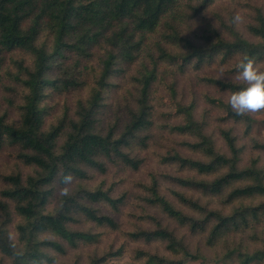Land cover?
Wrapping results in <instances>:
<instances>
[{
	"label": "trees",
	"instance_id": "1",
	"mask_svg": "<svg viewBox=\"0 0 264 264\" xmlns=\"http://www.w3.org/2000/svg\"><path fill=\"white\" fill-rule=\"evenodd\" d=\"M215 0H0V84L4 72L14 83L5 86L12 91L18 87L20 101L14 103L17 120H11L7 110L0 105V150L7 143L17 147L14 156L21 163L33 168V173L24 175L14 170L3 175L6 188L0 199V253L12 264H55L58 255H65L70 248H78L85 242L96 241L98 236L90 231L75 229L72 223L83 218L98 226L119 229L118 220L111 214L102 213L95 203H106L114 209L123 204L125 196H113L110 189L77 187L71 197L61 196L53 211H47V203L57 185H61L64 174L71 172L74 178L88 179L92 171L104 173L108 164L138 169L143 160L134 156L135 147L146 146L153 126L151 103L153 85L161 78L160 65L167 63L180 70L189 65L200 67L205 62L218 60L229 63L237 55L255 57L264 61V11L255 8V23L248 24L249 31L256 37L250 40L235 28H230L231 38L216 33L205 36L197 44L182 35L174 19L184 15L182 5L192 10L194 17L211 6ZM167 18V19H166ZM161 27H164L161 30ZM162 31L167 44L156 43L157 53H149V60L139 57L145 48V41L151 35ZM104 49L101 70L96 76L90 95L78 99L70 112L65 111L57 123L44 127L47 112L44 100L47 88L68 91L85 86L86 77L79 63L70 64L66 59L77 55L88 57L93 47ZM74 54V55H73ZM237 61L233 70L237 71ZM134 66L137 83L135 104H127L126 120L118 132L117 124L104 128L101 112L104 93L112 83L110 78L119 75L126 68ZM60 73L51 76L53 70ZM207 83L223 90L236 92L244 87L243 82L224 80L210 76L202 77ZM171 97L165 100L182 117L179 124H168V128L189 135L192 141L180 142L199 151L205 157L195 159L183 156L178 150L165 157V161L178 164L181 168L196 170L199 175L215 173L212 179L183 176H167L178 185L200 190L204 194H226V202H233L249 196H264V168L258 159L247 165H240L243 148L230 128H223L220 134L226 150L217 147L211 135L205 132V123L194 116V103L182 104L176 100V91L170 86ZM174 99H170V98ZM222 108L223 120L232 119L246 124L250 132L251 118L236 115L228 102L214 99ZM103 127V128H102ZM149 132V135L148 133ZM146 133V134H143ZM61 140V142H60ZM254 147L264 151V142L254 140ZM243 182L236 185V182ZM146 200L157 205L169 217L189 231L207 233L209 245H215L230 233L242 231L253 222L264 220V202L252 206L240 204L233 212L223 213L211 209L192 197L179 191L174 194L181 202L200 212L201 216L184 212L176 207L159 191L157 177L147 186ZM13 209H10V202ZM20 221L16 225L18 239L14 240L8 230L12 214ZM155 225L152 228H137L127 232L134 240L145 242L163 241L167 249L178 255L170 258L157 251L137 249L133 257L143 264H183L184 260H198L202 255L191 251L184 237L164 226L153 215H146ZM127 250L122 243L103 254H95L88 264H104L112 257ZM237 254L240 264L256 260L264 262V246L252 251L229 248L227 257ZM2 259V262H4ZM2 264V263H0ZM79 264L78 260L70 263ZM132 264V263H126Z\"/></svg>",
	"mask_w": 264,
	"mask_h": 264
},
{
	"label": "rangeland",
	"instance_id": "2",
	"mask_svg": "<svg viewBox=\"0 0 264 264\" xmlns=\"http://www.w3.org/2000/svg\"><path fill=\"white\" fill-rule=\"evenodd\" d=\"M261 7L264 11V0H215L206 10L200 14L190 17L192 10L182 5L184 15L177 19L169 14L168 19L175 21V25L182 35L193 40L197 44L203 43L205 36L215 37L216 33L225 38H231L230 28H235L244 37L250 40H256V37L249 31L248 24L255 23V8ZM239 17V22L236 18ZM167 19V18H166ZM164 27H161L163 30ZM162 31L151 34L145 41V48L139 59L148 61L149 53H157L156 43L162 42L167 46L162 38ZM92 54L88 57L72 56L66 59L67 63H79L80 69L86 77V84L83 87L70 89L68 91H55L52 86L47 88V97L44 100L47 112L44 118V127L57 123L65 111L70 112L75 106L78 99L87 97L92 91L95 84L96 76L101 70V61L105 54L104 49L98 46L92 48ZM240 56L237 55L231 59L229 63L222 64L218 60L205 62L199 68L192 64L184 70L172 67L167 63H161L160 72L161 79L153 86L151 103L154 106L152 112L153 126L150 129V137L146 146L138 145L135 147L133 155L142 159L143 162L138 169H133L122 164H108L106 172L92 171L91 177L88 179H77L71 185V191L77 187L110 189L111 194L115 197L124 195L123 204L114 209L106 203H95L94 206L100 208L102 213L111 214L119 224V229H111L110 227L98 226L93 222L78 218L71 225L75 229L90 231L98 236L96 241L85 242L80 244L78 248L68 249L65 255H58L55 264L70 263L78 260L79 264H88L91 257L95 254H103L105 251L116 248L122 243L126 244L127 250L118 256L112 257L104 264H143V261L133 257L137 249H146L157 251L161 255L170 258H177L178 255L167 249V243L163 241L145 242L143 240L131 239L127 232L136 230L137 228H152L155 223L146 218V215H153L164 226L173 229L177 235L184 237L185 242L189 245L191 251H197L202 255L198 260L186 259L183 264H240L237 254L230 257L225 256L227 250L233 247L243 250L252 251L256 248L264 246V220L253 222L249 227L242 231L230 233L227 237L219 241L215 245H209L207 242V233L194 234L189 231L188 227L181 226L176 220L169 217L157 205L149 203L146 198L150 193L147 186L152 183L153 177H157L159 183V191L167 199H169L176 207L184 212L201 216L200 212L194 211L192 207L180 201L175 191H179L187 197L199 200L200 203L211 209H217L223 213H231L240 204L256 206L264 202V196L254 195L226 202V194L229 188L222 195L204 194L200 190L183 187L178 185L167 176H183L197 177L204 179H212L215 173L210 175H199L196 170L181 168L178 164L165 161V157L178 150L183 156L195 159H203L205 157L199 151L194 150L180 142L194 140L186 134L173 131L168 128V124H179L182 117L176 115L174 107L168 106L165 102L171 97L169 87L172 86L176 91V100L182 104L188 105L194 103V116L198 120L205 123V132L212 136L217 147L226 150L223 138L220 134L221 129L230 128L238 138L239 145L243 148L240 165H247L256 158L260 167L264 168V151L254 147V140L264 142V111L247 114L251 118L250 132L246 133V124L237 122L232 119L223 120L225 112L218 105L213 103L214 99H222L228 102L230 95L233 93L223 90L219 86L207 83L202 79L204 76L220 78L242 82L237 79V71L233 70V64L239 61ZM74 62V63H72ZM134 66L126 68L119 75H113L110 78L112 85L105 90L103 110L100 114L102 125L107 127L110 124H117L118 132L122 130L123 122L127 119V104H135L137 95V83L133 79L136 75ZM60 73L54 69L51 76ZM2 83L0 84V105L3 110H7L11 120H17L18 114L12 101L18 103V87H12V91L6 90L5 86H14L11 79L4 73H1ZM170 99H174L173 97ZM168 102V101H167ZM103 128V127H102ZM106 129V128H105ZM149 135V132H147ZM146 134V133H143ZM61 142V140H60ZM18 151L17 147L7 143L0 150V199L2 191L6 188L3 175L14 170H20L24 175L32 174L33 168L23 164L14 154ZM243 182L237 181L236 185ZM63 186L57 185L53 195L47 203V211H53L59 205L61 199V189ZM10 202V209H13V202ZM0 212V219H1ZM20 221L19 216L14 212L12 214V222L8 225V230L14 240L18 239L16 225ZM0 253V263L12 264L9 258L3 259ZM250 264H264L263 261H254Z\"/></svg>",
	"mask_w": 264,
	"mask_h": 264
},
{
	"label": "clouds",
	"instance_id": "3",
	"mask_svg": "<svg viewBox=\"0 0 264 264\" xmlns=\"http://www.w3.org/2000/svg\"><path fill=\"white\" fill-rule=\"evenodd\" d=\"M236 22H239V17ZM237 73V79L244 83V87L230 95L228 104L232 111L239 116L264 111V61L245 55L237 65ZM73 181L71 172L62 176L63 196L71 197Z\"/></svg>",
	"mask_w": 264,
	"mask_h": 264
}]
</instances>
